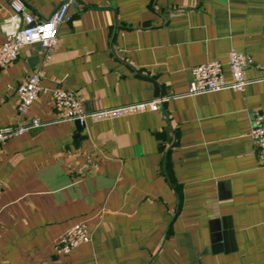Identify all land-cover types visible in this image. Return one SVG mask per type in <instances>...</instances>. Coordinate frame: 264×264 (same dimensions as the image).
<instances>
[{
  "label": "crops",
  "instance_id": "obj_1",
  "mask_svg": "<svg viewBox=\"0 0 264 264\" xmlns=\"http://www.w3.org/2000/svg\"><path fill=\"white\" fill-rule=\"evenodd\" d=\"M61 0H24L36 19ZM57 40L0 66V127L41 124L0 143V264H264V0H77ZM12 14L0 0L2 20ZM232 47L252 56L244 90L187 93L192 67ZM43 90L17 111V84ZM55 87L85 109L157 98L159 107L59 118ZM79 125V127H78ZM77 222L91 238L66 254Z\"/></svg>",
  "mask_w": 264,
  "mask_h": 264
},
{
  "label": "built area",
  "instance_id": "obj_2",
  "mask_svg": "<svg viewBox=\"0 0 264 264\" xmlns=\"http://www.w3.org/2000/svg\"><path fill=\"white\" fill-rule=\"evenodd\" d=\"M76 1L61 0L48 17L36 19L31 12L25 9L24 0H8L12 14L5 17L1 23L4 39L0 43V66H5L14 61L18 57L20 47L23 44L38 43L46 49L51 48L57 40L59 24L72 18L69 7L75 4ZM252 61L251 55L232 47L228 53V64L231 70L230 79L226 77L224 64L220 59L198 63L192 67V79L187 93L195 94L225 87L244 90L249 80L246 69ZM42 74L41 69H36L17 84V111L19 115L27 112L32 102L43 90L41 84ZM51 99L59 118L77 119L80 124H84L87 117L98 120L159 107V100L150 98L85 109L77 94L65 87L53 88ZM40 124L41 119L33 116L30 121H18L15 124L2 125L0 127V143ZM251 133L260 147L262 156H264L263 109L255 112ZM90 238L91 234L85 223H74L58 236L56 251L66 254L81 242L89 241Z\"/></svg>",
  "mask_w": 264,
  "mask_h": 264
},
{
  "label": "water",
  "instance_id": "obj_3",
  "mask_svg": "<svg viewBox=\"0 0 264 264\" xmlns=\"http://www.w3.org/2000/svg\"><path fill=\"white\" fill-rule=\"evenodd\" d=\"M76 121H77V123L79 124V121L76 119ZM80 125V124H79ZM79 125H78V127H79Z\"/></svg>",
  "mask_w": 264,
  "mask_h": 264
}]
</instances>
